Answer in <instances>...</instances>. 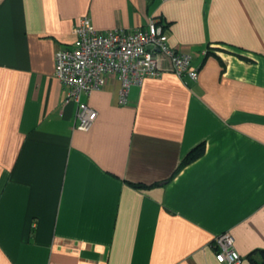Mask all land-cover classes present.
Here are the masks:
<instances>
[{"label": "crops", "instance_id": "crops-1", "mask_svg": "<svg viewBox=\"0 0 264 264\" xmlns=\"http://www.w3.org/2000/svg\"><path fill=\"white\" fill-rule=\"evenodd\" d=\"M86 15L158 19L198 78L148 76L120 103L107 75L78 129L55 55ZM225 231L264 261V0H0V264H223Z\"/></svg>", "mask_w": 264, "mask_h": 264}, {"label": "built area", "instance_id": "built-area-1", "mask_svg": "<svg viewBox=\"0 0 264 264\" xmlns=\"http://www.w3.org/2000/svg\"><path fill=\"white\" fill-rule=\"evenodd\" d=\"M75 40L71 46L57 50L55 75L67 85L66 100L78 104L77 124L80 130L91 128L98 111L82 96L103 87L106 76L118 77L121 82L120 103H127L129 89L141 84L148 76L174 72L196 80L198 69L192 66V56L169 44L165 26L156 18L146 28H115L101 31L89 16H83L74 27ZM216 258L223 264H240L243 256L235 247L229 231L214 239Z\"/></svg>", "mask_w": 264, "mask_h": 264}, {"label": "trees", "instance_id": "trees-1", "mask_svg": "<svg viewBox=\"0 0 264 264\" xmlns=\"http://www.w3.org/2000/svg\"><path fill=\"white\" fill-rule=\"evenodd\" d=\"M198 151H192L189 153L188 157L185 159L184 163H186L188 160H190L191 158H193L194 156L198 155ZM264 252V251H263ZM258 264H264V261Z\"/></svg>", "mask_w": 264, "mask_h": 264}]
</instances>
